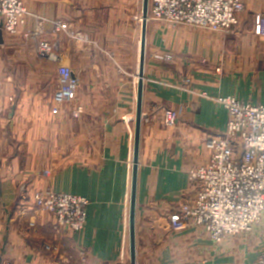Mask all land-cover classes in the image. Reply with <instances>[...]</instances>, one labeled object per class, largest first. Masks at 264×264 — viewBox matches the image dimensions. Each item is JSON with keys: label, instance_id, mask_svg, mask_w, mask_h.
<instances>
[{"label": "crops", "instance_id": "crops-1", "mask_svg": "<svg viewBox=\"0 0 264 264\" xmlns=\"http://www.w3.org/2000/svg\"><path fill=\"white\" fill-rule=\"evenodd\" d=\"M244 3L230 34L148 20L136 264H254L264 254V214L219 245L203 227H168L197 187L190 172L209 160L205 141L226 128L217 98L264 105V36L255 33L264 0ZM67 9L31 6L0 44V264H131L143 0H68ZM37 17L67 22L68 32L46 25L30 37ZM61 65L79 80L74 102L55 100ZM166 109L179 112L174 127L163 126ZM47 189L89 200L83 231H58L53 213L35 210L34 192Z\"/></svg>", "mask_w": 264, "mask_h": 264}, {"label": "built area", "instance_id": "built-area-1", "mask_svg": "<svg viewBox=\"0 0 264 264\" xmlns=\"http://www.w3.org/2000/svg\"><path fill=\"white\" fill-rule=\"evenodd\" d=\"M244 6V0H151L148 18L230 33ZM25 14L21 0H0V26L5 32L15 33L24 23ZM37 19L38 25L50 21L57 32H68V24L62 21ZM255 32L264 36V16L257 22ZM39 50L42 55H51L56 46L45 42ZM78 86L79 80L71 68L61 65L55 100L74 102ZM217 102L227 110L226 128L205 141L209 160L190 172L197 187L193 195L170 212L168 227L172 232L203 227L219 245L229 236L251 232L264 214V105L246 103L233 96L218 97ZM82 112V106L74 109L76 116ZM178 118L177 110H164L163 126L174 127ZM34 195L38 209L55 214L58 231L62 227L75 232L84 230L90 203L87 198L53 190ZM254 264H264V254Z\"/></svg>", "mask_w": 264, "mask_h": 264}, {"label": "water", "instance_id": "water-1", "mask_svg": "<svg viewBox=\"0 0 264 264\" xmlns=\"http://www.w3.org/2000/svg\"><path fill=\"white\" fill-rule=\"evenodd\" d=\"M151 0H143V28L141 39V59L139 67L138 93H137V110H136V125H135V142L133 156V172L131 183V199L129 213V228H130V256L131 264H136L137 257V241H136V213H137V195H138V167L140 154V140L143 125V95H144V67L146 59V31L149 16ZM4 42L3 32L0 29V44Z\"/></svg>", "mask_w": 264, "mask_h": 264}, {"label": "rangeland", "instance_id": "rangeland-1", "mask_svg": "<svg viewBox=\"0 0 264 264\" xmlns=\"http://www.w3.org/2000/svg\"><path fill=\"white\" fill-rule=\"evenodd\" d=\"M21 2L23 3V5H24V8H25V10L27 11V14H25L24 15V23H25V19H26V17H28V16H33V13L34 12H32L31 10H29V8H31V6L32 7H34V6H36L37 8H44V10H46V12H52V14L53 15H55V14H62V15H64V14H67V11H68V9H67V4H68V0H28V2L26 1V0H21ZM151 3V2H150ZM244 5H245V3H244ZM245 7V6H244ZM149 10H150V8H149ZM244 10H245V8H244ZM243 10V11H244ZM243 11H241V12H243ZM240 13V12H239ZM238 13V14H239ZM238 14H237V21H238V23H239V19H238ZM149 17V16H148ZM262 17V16H261ZM261 17H260V19H261ZM47 19V18H46ZM259 19V20H260ZM49 20H51V19H49ZM150 20H153V21H158V20H154V19H150ZM258 20V21H259ZM257 21V22H258ZM23 23V24H24ZM62 23H66V24H68L67 22H62ZM168 23V22H167ZM237 23V24H238ZM23 24H21L20 26H18V28H16V32L15 33H9V32H5V30H4V27L3 26H0V29L2 30V32H3V40H4V35L5 34H7V35H10V36H17V34H18V31L20 30V27L23 25ZM39 24H40V22H39ZM170 24V23H169ZM236 24V25H237ZM257 24V23H256ZM46 25H49L51 28H52V30L54 31L55 30V28L53 27V26H51L50 25V22L49 21H46L45 22V24H43L42 26H41V24L40 25H38V26H40L41 28H40V30H38L37 32H36V30H37V28H36V30H35V32L33 33V34H31L30 35V37L31 36H33V37H36V36H39V35H42L43 33H45V29H46ZM175 25H177V24H175ZM235 25V26H236ZM185 26H189V25H185ZM197 28V27H196ZM200 29H202V28H200ZM234 29V27L231 29V32H232V30ZM204 30H206V29H204ZM255 30H256V26H255ZM56 31V30H55ZM211 31V30H210ZM61 32H63V31H61ZM61 32H59V33H61ZM213 32H216V31H213ZM230 32V33H231ZM53 33H55V32H53ZM67 33V32H66ZM221 33H225V32H221ZM230 33H225V34H230ZM256 33V32H255ZM259 36V35H258ZM45 42H48V43H50V44H53V42H50V41H42L41 43H40V45L42 44L43 45V43H45ZM4 43V42H3ZM2 43V44H3ZM39 45V46H40ZM38 49V48H37ZM54 53H55V50L53 51V53L51 54L52 56L54 55ZM51 55H45V56H51ZM161 57V59H164V60H166L167 58L166 57H164V56H160ZM60 67V66H59ZM72 70V69H71ZM58 83H59V80H58ZM55 96H56V94H55ZM51 189H47V190H42V191H36V192H34V194L35 193H37V192H39V193H45V192H47V191H50ZM56 192V191H55ZM58 193H62V192H58ZM35 196V195H34ZM34 196H33V200H34V208H35V210H42V209H38V206H37V204H36V201H35V198H34ZM50 213H52V212H50ZM55 215V214H54ZM55 218H56V216H55ZM57 223V222H56ZM68 228V227H67ZM255 228V227H254ZM63 229V227L61 228V230ZM70 229V228H69ZM71 230V229H70ZM73 231V230H72ZM75 232V231H74ZM218 245V244H217ZM47 248H48V246H47ZM49 249V248H48ZM258 261V260H257Z\"/></svg>", "mask_w": 264, "mask_h": 264}]
</instances>
